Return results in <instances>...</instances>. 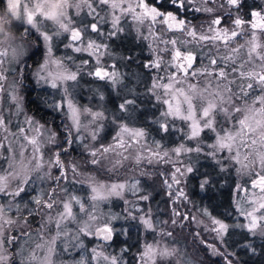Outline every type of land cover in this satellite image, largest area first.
I'll return each instance as SVG.
<instances>
[{"label": "snow or ice", "instance_id": "1", "mask_svg": "<svg viewBox=\"0 0 264 264\" xmlns=\"http://www.w3.org/2000/svg\"><path fill=\"white\" fill-rule=\"evenodd\" d=\"M6 12L19 18L21 40L38 36L42 56L31 75L39 88L60 92L59 100L42 101L69 123L61 134L27 115L20 94L24 70L13 69L6 85L3 69L9 54L20 63L23 45L0 44V150L8 152H0L8 162L0 172V196L6 198L0 203V264H129L125 253L133 264H208L212 257L249 264L264 257V6L246 0H72L67 21L59 25L46 21L37 0H24L23 14L21 0H6ZM128 20L126 32L122 21ZM45 22L50 30H43ZM65 35L63 48L72 54L55 58L53 40ZM120 39L130 43L128 54L112 51L110 42ZM141 41L146 59L136 47ZM73 54H80L78 62ZM78 90L90 93L93 106L75 100ZM5 93L14 108L5 109ZM22 113L23 124L13 131V117ZM135 121L149 124L161 140L149 146L148 129L132 126ZM106 122L117 129L114 143L93 146ZM174 133L180 142L165 147L161 141ZM78 148L82 162L71 158ZM104 161L112 173L127 164L131 178L105 182L82 170ZM155 165L171 170H150ZM232 171L254 177L251 189H234L248 194L243 201L234 198L215 216L207 206L197 208L210 227L184 210L195 206L185 191L189 176L204 192ZM157 176L168 198V219L154 218L152 211ZM114 201L123 202L122 213L111 210ZM117 220L129 222L120 230L124 237L131 229L172 243L144 241L106 254ZM192 223L204 225L214 242L193 230L185 238L192 242L189 252L174 232ZM88 238L100 243L89 249Z\"/></svg>", "mask_w": 264, "mask_h": 264}, {"label": "rangeland", "instance_id": "2", "mask_svg": "<svg viewBox=\"0 0 264 264\" xmlns=\"http://www.w3.org/2000/svg\"><path fill=\"white\" fill-rule=\"evenodd\" d=\"M5 2H6V0H5ZM23 3H24V0H21V13L22 14H23ZM73 11L74 10H70L69 14L71 15ZM37 19L39 20V17ZM131 24H132V22L130 20L122 21V26H124L125 28L131 27ZM105 28H108V25H105ZM50 29H51V25L48 22H45L44 25H43V30H50ZM167 35L168 36H174V37H179L180 36L179 33H168ZM66 40H67V35L62 36L59 40H56V39L53 40V54H54L55 58H62L66 54H72L69 50L63 48V42H66ZM17 44L18 45H23V55H21L19 57V60H20V63H21L23 61L24 56L26 55L27 46L22 42V40L17 41ZM192 48L195 51V47L192 46ZM182 50H183V48H182ZM73 55L77 58V62H78L80 54H73ZM163 56H164L165 60L168 59V54L167 53H164ZM83 58H87V57L84 56ZM5 61L6 62L4 64V66H3V69L7 71V76H8V81L6 82V85H7V83L11 82V80L13 79V69H15L17 71V66L20 63L13 62L12 59H11V54H9V56L5 58ZM200 62L201 61L198 58L196 64L199 65ZM53 70H55V69L53 68ZM161 74H163V73H161ZM33 78H34V76H33ZM34 81H35V78H34ZM37 88L40 91V94L42 95V97L48 99L49 101H51V100H59L61 98V94L57 90H54V89H51V88H47L45 90L43 88H39V86H37ZM70 91H71V89H70ZM81 91L82 90H78L76 93H74L75 100L82 106H93L94 102L92 100H90V98H89L90 96H88L86 94L84 95L85 96V103L84 104L80 103V93H82ZM20 94L23 96V94L21 92V88H20ZM4 107H5V109L14 108V105H12L10 103L9 99H8L7 93L4 94ZM23 107H24V111H25V104H23ZM49 109L53 110L51 108H49ZM57 113H59V112H57ZM59 114H62V116L64 117L63 119H65V118L67 119V116L64 113H59ZM27 115H29V114L27 113ZM29 116H31V115H29ZM5 118H6V120L8 119L7 113H6V117ZM23 119H24V114L23 113L18 118L13 117L12 124H11V128H12L13 131L16 130L18 123L21 124V125L23 124ZM37 121H39V120H37ZM67 121H68V119H67ZM40 123H42V122H40ZM176 124H177L178 127H183L184 126L183 122H181V121H176ZM49 127H51V126H49ZM51 128L54 129L53 127H51ZM116 131H117V129H116L115 125H108L107 122H106L105 131L101 133L100 137L93 143V146H98L100 144L109 145V144L114 143L113 137L115 136ZM110 132H112V133L108 134ZM105 135H109V136L106 137ZM180 138H181V135L179 133H177L174 136L175 142L172 143V144H169L167 146L164 144V146L165 147L175 146L179 142ZM154 140H157V139H155L153 136H149L148 137V145L154 147V144H153ZM0 152H3V156L4 157L8 156V152L6 150H0ZM77 152H79V153L82 152V149L78 148V150L76 152H74V153H77ZM45 155L47 156V152L45 153ZM72 159L76 160L77 162H82V158H75L74 157ZM83 159L86 160L87 156L85 155L83 157ZM109 159H113V156L111 154H109ZM181 159H183V157H181ZM7 163H8L7 160H5L3 158H0V172L4 171L7 168ZM158 166L159 165L149 166V167H158ZM107 167H110V165L108 164V161H104L99 166L86 165L85 169H82V170H85V171L91 173L92 175H95L98 180L105 181V182L114 181V180H110V179H106V178L101 177V174H100L99 170H101L102 172H105L106 174H109L110 176H112V174L116 175L115 180H125V179H130L131 178L132 174L127 171V168H128L127 164L125 165V168L119 169L115 173L108 172L106 170ZM53 172L55 173V169L53 170ZM231 175L234 177L233 179H234V182H235V184L233 185L234 198H238L241 201H243L245 196L248 195V194L243 193V192H235L234 189L236 188V185H238V184L244 186L245 188L251 189V181H252V179H254V177L247 176V175L238 176L234 171L230 172V174H227L226 176H231ZM118 177H120V179H118ZM191 178L192 177L189 176L188 183L190 182L189 180ZM156 181H157V179L155 177V183H156ZM194 181H196V180H194ZM227 183H230V181H228ZM76 187L78 189L80 186H76ZM155 187H156V192L153 193V200L151 202V207H152V211H153V214H154V218L159 217L160 219H168L169 216H170L168 211L167 210L165 211V209L162 208V206L158 202V199L161 200L163 198V196L160 195L159 190H158L159 188H157V184H155ZM186 192H188V191H186ZM77 194L85 195L84 192H77ZM127 198L128 199H133V197H131V195H129ZM5 202H6V198L0 196V203H5ZM194 205L195 206H193V208L191 209V214H197L198 219H203L204 220V224H207L210 227V223H209L208 219L206 217H201L197 213V208L205 207L207 205L204 204V203H200V202L197 203V204H194ZM141 206H143V205H141ZM123 208H124V205H123L122 201H114L113 204L111 205V210L113 212L122 213ZM107 210L108 209L105 208V211H107ZM10 215L15 216V212L13 211L12 213H10ZM128 223L129 222H126L124 220L115 221L114 227L117 229V234H116L114 240L112 241L111 246L110 247H106V249H105V253L106 254H113V255L117 254L120 251V248L124 247L123 245H121V240H122V242H124L125 240H127V237H124V236L120 235V230L123 227H127ZM37 227H38V223L34 222L32 224V228L35 229ZM70 227H73V226L70 225ZM192 230L204 232L206 237H207L208 242H210V243L214 242L213 239H212V233L204 231V225H197V224L192 223L191 226L187 227V231H192ZM130 233H134L135 235L138 234L137 240L134 239V238L131 239V244L132 245H135L136 242H138L137 244L139 245V243H142L144 241H147V242L151 243L154 240H161L162 242L169 243V244L172 243V241L169 238L159 237L155 233H151V232L140 234V233H137V232H135V231L130 229L129 230V234ZM15 234L16 233H15V230H14L13 231V235H15ZM174 236L180 242L181 246H184V245L187 244L188 245L187 250L189 252L192 251L191 245L189 244L188 240L185 239L186 236L184 237L181 234V231L177 230V232H174ZM34 238H35V234H34ZM117 241H118V243H117ZM98 243H100V241L94 240L93 238H88L87 240H85V244L87 245V247L89 249H91L92 247H94ZM15 247L16 246L14 245V248ZM132 251L135 252L136 248L134 247L132 249ZM76 256L78 257L79 253H77ZM214 258L219 260L221 262V264H223L222 259L217 258V257H214ZM124 259L128 260L129 264H133V262L130 259L128 253L124 254ZM93 264H95V262H93ZM100 264H106V262L101 260ZM158 264H160L159 261H158Z\"/></svg>", "mask_w": 264, "mask_h": 264}, {"label": "trees", "instance_id": "3", "mask_svg": "<svg viewBox=\"0 0 264 264\" xmlns=\"http://www.w3.org/2000/svg\"><path fill=\"white\" fill-rule=\"evenodd\" d=\"M246 3L248 5H252L253 3L257 5L264 6V0H246ZM6 11V2L5 0H0V13H3ZM245 13L249 11V8L244 9ZM189 19H193V22H197L191 14L188 16ZM249 17L246 15L245 19H248ZM18 33H21V29L18 23L14 25ZM130 27L125 28L126 32ZM22 42L27 46V52L26 55L23 58V61L17 66V72L20 71V69L24 70V75L22 77L23 87H21V92L24 97V104H25V112L29 115L35 117L37 120L42 122L43 124H47L48 126H51L56 130L57 132L63 133L62 125L69 123L67 119H63L64 117L62 114H59L53 110H50L42 101V95L40 94V91L37 88V85L35 84L33 75H31L32 72H34L37 64L40 62L41 56H42V48L37 47L40 45V40L37 35L30 34L26 39L22 40ZM111 48L114 52H120L123 54H128V50L130 47V43L128 41H125L123 39L111 41ZM137 47V50L140 51L142 58H148V51L147 46L144 41H141ZM105 59H108L107 57ZM111 62V61H109ZM195 66V65H194ZM118 67H121V65L118 64ZM82 93H80V103H85V94L90 96V93L87 90H82ZM158 107H160L158 105ZM132 126L134 127H145L148 129L150 135L153 136L157 140H161V137L158 136L154 131H152V128L149 124H147L144 121H135L133 122ZM112 132L108 133L111 134ZM177 133L172 134L171 136L165 138L161 142L165 144L166 146L169 144H172L175 142L174 136ZM106 137L109 135H105ZM181 138L179 139L180 142ZM81 158V155L79 152L74 153L72 152L71 158ZM150 170L153 171H163L165 173L169 172L171 170V165H159L158 167H149ZM101 177L115 180L116 175L112 174L110 176L109 174H106L105 172H102L99 170ZM122 174V173H121ZM111 177V178H110ZM234 177L231 176H224V179L220 181L219 184L215 185L214 188L209 189L207 191L201 192L198 188L197 180L190 179L188 186L186 187L185 191H188V195L190 197V200L194 202V204L197 203H204L207 205V207L211 210L212 214L219 215L221 212H223L226 208L231 207V202L234 199L233 194V185ZM120 179V177H118ZM157 181L155 184H157V188H159V193L163 198L161 200L158 199L159 204L162 206V208L167 210L169 215H171L169 211V205H168V198L163 194L164 189L162 187V183L160 181L159 176L156 177ZM230 181V183H227ZM222 205V206H221ZM193 208L192 204H187L184 206L185 211H189L191 214V209ZM31 219V218H30ZM191 226V224L189 225ZM193 231V230H192ZM191 231H187V228L181 232V234L185 237L189 235ZM202 236L207 239L204 232H201ZM185 237V238H186ZM138 238V234L135 235L134 233H130L127 237V240L122 242L121 245L126 246V244H131V239ZM119 241V240H118ZM117 241V243H118ZM120 242V241H119ZM189 244L191 245V241H189ZM138 242H136L135 245ZM14 248V245H13ZM201 254L204 255L203 250H201ZM243 260H249L247 256L242 255ZM208 264H221V262L214 257L208 260ZM249 264H264V257H256L252 260H249Z\"/></svg>", "mask_w": 264, "mask_h": 264}, {"label": "clouds", "instance_id": "4", "mask_svg": "<svg viewBox=\"0 0 264 264\" xmlns=\"http://www.w3.org/2000/svg\"><path fill=\"white\" fill-rule=\"evenodd\" d=\"M46 21L52 25L65 23L68 18L69 5L72 0H37ZM19 18L10 16L5 11L0 13V44H9L21 40L22 33H18L14 25Z\"/></svg>", "mask_w": 264, "mask_h": 264}]
</instances>
